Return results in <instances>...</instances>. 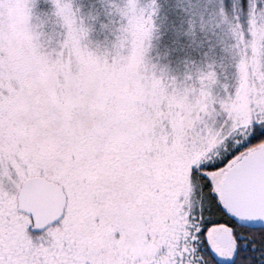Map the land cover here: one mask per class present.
Returning a JSON list of instances; mask_svg holds the SVG:
<instances>
[{"label": "snow or ice", "instance_id": "6c2138e0", "mask_svg": "<svg viewBox=\"0 0 264 264\" xmlns=\"http://www.w3.org/2000/svg\"><path fill=\"white\" fill-rule=\"evenodd\" d=\"M0 264H264V0H0Z\"/></svg>", "mask_w": 264, "mask_h": 264}]
</instances>
